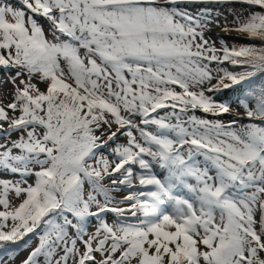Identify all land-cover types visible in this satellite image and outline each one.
Listing matches in <instances>:
<instances>
[{
    "label": "snow or ice",
    "instance_id": "snow-or-ice-1",
    "mask_svg": "<svg viewBox=\"0 0 264 264\" xmlns=\"http://www.w3.org/2000/svg\"><path fill=\"white\" fill-rule=\"evenodd\" d=\"M18 2L0 0V170L19 177L0 179V264L34 238L20 264H264V86L217 98L264 73V0Z\"/></svg>",
    "mask_w": 264,
    "mask_h": 264
},
{
    "label": "rangeland",
    "instance_id": "rangeland-1",
    "mask_svg": "<svg viewBox=\"0 0 264 264\" xmlns=\"http://www.w3.org/2000/svg\"><path fill=\"white\" fill-rule=\"evenodd\" d=\"M11 2L14 4V6L16 7H20L21 5L19 4L18 0H11ZM189 10L196 12L198 11L201 7H205L204 5H189ZM207 7H211L214 9V11H218L220 13H223L224 15H227L228 20L231 21L232 20V15H230L229 13H231L233 11V8H235V10L237 11H242L241 6L239 5H235V6H216V5H207ZM245 15H247V13H245ZM42 23H44L43 21H41ZM45 30L47 31V24H44ZM212 39L217 41V47L220 46V41L218 39V37H225V34L223 32H221V30L219 28H214L212 30ZM225 39L227 40V43L230 46H240L243 45L244 43H249V40L245 37V38H237V34L236 33H231L229 36L225 37ZM252 42V41H251ZM252 43H256L257 45L260 44L259 41H255ZM223 67H227L230 71H234V72H241L244 70V68H240L239 66H232L230 64H228L227 62L222 65ZM262 75V77H264V73H260ZM259 74V75H260ZM0 78H3V72L0 71ZM43 86V85H41ZM5 89L7 88H11V85H6L3 86ZM260 87H262V82H260L257 86L255 90H251V88H248V93L245 95H251L254 91L258 90ZM245 90V89H244ZM243 91V90H242ZM231 92H234V89H228L225 90V92L223 94H218L217 98L218 99H229V95ZM211 95V94H210ZM242 95V94H241ZM238 96V95H237ZM236 98H234L233 100H235ZM9 102V97H6L4 95H0V103H7ZM167 110H161V115L164 114V112ZM198 111V110H197ZM198 116H201L200 114L197 113ZM213 117H210L209 119H212ZM223 118H225L226 120H230L231 117L229 116H224ZM225 123H228L229 121H224ZM244 123H247V121H244ZM13 139H15L16 137L13 136ZM118 143H126V137L121 136L119 141H117ZM0 143H4L3 139H0ZM114 146V145H113ZM107 151V150H106ZM105 151V152H106ZM106 155V154H105ZM109 159L111 160V157H109ZM135 170L137 171H142L138 169V166H134ZM153 172L155 174H157L160 178H163L166 175V172L163 169H160L158 167H153ZM19 177L13 176V174L0 170V179H18ZM32 182V179L29 180V183ZM126 193H121V195H124ZM107 219L109 223H112L114 221V215L109 213L107 214ZM96 222L93 221V227H95ZM25 239H28L27 237ZM21 244L23 242H20ZM37 243V240L34 238L32 240L31 245L29 246V249H21L20 251H18L16 253V258H15V264H20V262L27 256L28 251L31 249V247H34L35 244Z\"/></svg>",
    "mask_w": 264,
    "mask_h": 264
},
{
    "label": "trees",
    "instance_id": "trees-1",
    "mask_svg": "<svg viewBox=\"0 0 264 264\" xmlns=\"http://www.w3.org/2000/svg\"><path fill=\"white\" fill-rule=\"evenodd\" d=\"M252 42H255V41H252ZM251 41H249V43H252ZM244 44H247V43H244ZM240 68H242L241 66H239ZM260 73H257L254 77L251 78L250 81H245L243 82L241 85H238V89L237 91L234 93V95H241V94H247L249 91H248V88H251V90H255L256 89V86L262 82V86H264V77H262V75ZM244 86L243 88V93H242V87ZM245 89V90H244Z\"/></svg>",
    "mask_w": 264,
    "mask_h": 264
}]
</instances>
